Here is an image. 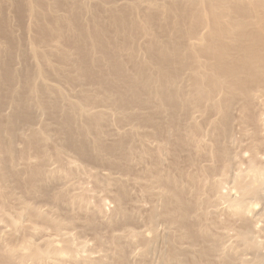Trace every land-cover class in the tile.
Instances as JSON below:
<instances>
[{
	"label": "bare ground",
	"instance_id": "bare-ground-1",
	"mask_svg": "<svg viewBox=\"0 0 264 264\" xmlns=\"http://www.w3.org/2000/svg\"><path fill=\"white\" fill-rule=\"evenodd\" d=\"M44 2L33 1L38 6ZM99 2L94 21L97 23L96 18L101 12L106 13L115 36H127L130 31L123 27L135 25L139 35L149 38L152 24L153 28L158 25L162 33L172 32L174 40L162 43L150 39L154 49L150 54L151 63L136 62L134 54H128L134 69L132 77L121 72L117 57V61H111V74L124 85L119 92L121 102L116 107L100 105L101 108L95 111L83 109L82 103L97 101L94 93L83 91H76L80 100L64 99V103L59 86L46 84L37 67L20 74L8 72V67L5 74V70L0 74V80L11 83L5 88L6 97L10 99L0 107V182L3 185L0 207L11 197V221L5 223L9 227L5 235L14 238L23 234L19 246L4 248L0 258L7 264H128L130 259L121 252L116 260L108 262L111 259L108 249H103L104 253L96 257L78 252L59 256L53 248L56 241L44 239L45 230L35 227L37 222H42L59 231L63 223L51 218V211H44L15 196L14 190L19 189L31 197L43 195L40 198L53 201L54 207L85 204L83 194L69 198L66 192L55 190L52 198L46 196L51 184L70 178L69 170L77 166L71 160L62 161V153L53 145L48 127L39 120L37 122L40 111L53 112L55 109L53 125L69 136L62 134L60 129L54 130V134L59 132L67 147L74 148L86 161L102 158L111 169L121 173L117 178L108 173L109 176L104 175V178L98 174L90 178L102 188L104 184L108 190L116 188L112 197L116 203L115 214L106 224L115 223L117 217L121 222H137L140 217L136 219L132 210L141 207L133 206L127 210L126 202L132 198L139 202L143 196L150 201L151 207L144 218L146 222H143L150 231L122 229L111 238L113 242L130 246L133 259L143 264H264V159L261 158L264 154L259 156L260 151H264V0H168L162 4L159 0H128L122 7ZM176 11L180 19L172 24L171 15ZM77 16L79 20L81 15ZM137 16L143 20L140 25L136 24ZM184 18L191 23L187 28L180 23ZM164 22L170 25L165 26ZM98 37L94 36L95 39ZM81 62L85 63L82 59ZM42 64L48 66V59L43 58ZM77 64L74 63L75 69ZM58 71L53 67L51 73L57 75ZM17 76L19 80L14 84ZM100 78L105 88H112L117 80L107 74ZM142 91L148 93L146 100L140 98ZM39 95L47 99L45 105L39 101ZM127 95L133 98L139 111L146 109L144 111L148 110L149 115L139 112L136 125L123 123L128 129L117 135L118 139L112 141L110 147L104 146L101 130L107 119L112 116L125 120L133 116L132 112H126ZM235 108L239 112L237 118L233 117ZM58 112L64 117L60 118ZM194 117L200 118L208 130H203V125ZM80 119L88 121V127L95 131L94 139L97 140L92 147L87 143L88 130L77 126ZM142 120L148 127L137 129L142 131L139 133L136 128L144 125ZM234 127H239L241 138L247 142V157L238 156L231 150ZM133 138L138 143L135 152L128 149ZM205 138L211 141L210 145L206 144ZM16 139L23 146L20 153L15 148ZM179 148L187 154L183 161L196 167L188 175L164 169L169 150L172 158L182 156L178 154ZM206 150L211 151L212 156ZM30 153L34 154L31 156L36 162L26 159L32 158L28 157ZM147 158L149 161L145 162ZM202 159L208 164L198 167V160ZM240 159L244 168H235L234 174L226 178V171ZM134 160L140 164L145 162L142 174H134ZM50 162L56 167L45 170V165ZM20 164L27 170L25 179L18 170ZM216 173H220L222 179L216 180ZM227 182L232 185L234 195L221 193L222 185ZM137 187L141 196L136 192L130 196V188ZM217 204H224L227 220L237 223L238 227L226 230L224 222H220L216 227L221 231L212 233L207 220L217 213L209 212V208ZM93 212L102 216L99 209ZM157 223L164 226L162 232L156 228ZM37 237L43 238L39 239L41 244L51 247L53 256L48 257L35 249ZM64 242L70 245L68 239ZM162 246L166 251L156 252ZM86 247V243L81 242L74 249L84 251ZM191 256L197 258L190 259Z\"/></svg>",
	"mask_w": 264,
	"mask_h": 264
},
{
	"label": "rangeland",
	"instance_id": "rangeland-1",
	"mask_svg": "<svg viewBox=\"0 0 264 264\" xmlns=\"http://www.w3.org/2000/svg\"><path fill=\"white\" fill-rule=\"evenodd\" d=\"M33 1L34 0H0V74H2L4 70L5 74L6 70L8 71L9 68L8 72L16 71L20 74L24 73L26 70L31 72L35 67H37L46 79V84L48 83L49 85L53 84L59 86L64 103H66L64 99L73 101L80 100L76 91L94 93L95 96H97L96 102H84L81 105L83 109H90V111H95L98 107L101 108L100 105H110L116 107L121 102L119 92L124 89V85L122 84L121 79L110 72V69L113 66L111 61L114 59L116 60L115 57L119 60L118 65L121 72L127 77H132L134 76V69L132 62L127 57L128 54L133 53L134 61L136 62L151 63L150 54L154 52V49L150 43V39L162 43L174 40V34L172 32L162 33L158 30V25L154 28L152 24L150 25L151 28L149 31V38L139 35L137 33L138 27L135 25L124 26L123 29L130 32L127 36L117 37L113 34L114 28L107 20L106 13L104 15L103 12H101L103 16L101 14L99 18H96L97 23L94 21V18L96 17V4L99 7V1H102L110 6L122 7L121 5L127 3L128 0H45L41 6L36 5ZM166 1L168 0H159V4ZM201 8L205 9V7ZM32 9L34 11L31 13L30 11ZM177 12L178 11L172 13L171 15L172 24L179 22L180 17ZM122 13H124V11H122ZM78 14L81 15L79 20L77 19ZM137 19L138 21L136 24L140 25L143 22L141 16H137ZM182 21L184 22L182 23L180 21V23L183 24V28H187L191 25L188 18H184ZM168 24V22H166V24L164 22L165 26ZM95 35H99L98 39L94 38ZM60 56H64L65 58ZM43 58L48 59V66H44L42 64ZM81 59L85 63H82ZM74 63H78L77 69H81V71H78L73 67ZM53 67H57L59 69L57 75L51 73ZM102 74H107V76L111 79L116 78L117 80H115V86L112 88L103 87L100 82V76ZM98 75L99 78H97ZM18 80L19 77L17 76L14 84H16ZM0 81V107H3L10 99L6 97L5 91L11 83L5 82V80ZM16 87L20 86H15L14 88ZM38 98L42 104H46V98L41 95H39ZM140 98L146 100L148 98V93L142 91L140 93ZM125 101L127 103V105H125V107H127L126 112H132L133 116L127 117L125 120H119L117 117L112 118V116L107 119L105 126L101 130V139L104 146L110 147L113 144L112 141L118 139L116 136L122 135L124 130L128 129L127 127H123V123L129 122L136 125L139 112L142 113V115H149L147 114L148 110L144 111L146 109L139 111V106L134 103V100L130 95L126 96ZM122 103L125 102L123 101ZM54 114L56 115L55 109H53V112L48 109L44 112L40 111V117L37 118V122L40 121L48 127L53 145L56 146L62 153V161L66 163L71 160V162H75L76 164H73L77 166L76 168H73V170H69V175L71 176L70 178L67 177L68 179L66 178L67 180L65 181L59 180L51 184L52 186L50 185V188L46 191V196L52 198L56 193L55 190L64 191V193L66 192L65 194H67L69 198L83 194L85 204L84 206L71 204L54 207L56 204L53 201H46L40 198V196L43 195L31 197L19 189L14 190L15 196L19 197L21 200H27L31 205H35L37 208H41L44 211H51V218L63 223L59 231L52 230L48 225L42 222H37L35 227L42 231L45 230L44 232L46 237L44 236V239L48 238L56 241L53 248H55L56 253H58L59 256L67 252H78V254L81 255L96 257L99 254L104 253L103 249H108V258H111L109 259L111 261L108 260V262L116 260L118 255L122 252L130 257L128 264H143L135 260L136 258L133 259V257L130 256L132 252V248L130 246L124 244L123 242H113L111 238L113 235L121 233L122 229L141 231H146L147 229L150 231L151 229L147 226V224H144L146 222L144 218L148 215L151 207L150 201L145 199L143 196V200L141 198L139 202L134 201L132 198L125 204L127 210L133 206L141 207L142 209L139 208L132 211L136 219L140 217L139 220L143 221L140 222L137 220L136 222L135 220V222L125 223L121 222L119 217H117L115 218V223L111 222L106 224V221L114 217L115 214L116 203L112 200V197L116 194V188L111 187L108 190V187L105 188L107 186L106 184H104L103 188L101 185H98L100 186L98 187L93 180L90 181V178H92L91 175L95 174L100 175L101 178H104V175L106 177L108 174H111V177L117 178L121 175V173L111 169L108 166L107 161H103L102 158H98L96 161H86L76 153L74 148L67 147L64 144L62 139L63 137L60 138L61 136L59 135V132L56 135L54 134V130L60 129L62 134L69 136L68 133L62 131V128L53 125L52 119L54 118ZM58 116L61 118V116L64 117V114L58 112ZM194 116H196V114H194ZM238 116L239 112L235 108L233 110V117L237 118ZM194 118L197 122L199 121L201 126L203 125L202 129L204 128L205 131L208 130L207 125L203 124L200 118L197 117L198 120L196 117ZM87 123L88 121L80 119L77 126L78 128L88 130L87 143L92 147L95 145L97 138L94 139L95 131L90 129ZM142 123L144 125H138L136 128V131L139 133L142 131L137 129L148 127L147 123H144L143 120ZM262 129L264 131V126H262ZM234 132L235 137L234 142L231 145V150L238 154V156L241 154L243 157H247L249 155L247 149H245L247 142L241 138L239 127H234ZM262 134L264 135V132ZM18 139L15 141V144H17L15 148L17 149V153H20L18 151H20V148L23 149V146L21 145L22 141L20 139L19 140L21 142L17 143L19 142ZM205 141L206 144H211L209 139L205 138ZM172 144L175 145L174 139ZM137 147V139H130L128 149L135 152ZM179 149L180 152L178 154L182 156H179L180 158L178 157L177 159L172 158L169 150V160H166L164 169L170 172H175L176 170L183 175H188L195 171L196 167L193 168L192 164L183 161V156L186 157L187 154L182 152L181 148ZM206 151L208 155L212 156L211 151ZM261 151L259 156L264 154V151ZM31 154L34 156L33 153H30L28 157L31 156ZM100 155L102 156L103 153H100ZM33 156H31L32 158L29 157L26 159H31L32 161L34 160ZM263 157L264 155L261 156L262 159H264ZM144 158H146V156ZM202 160H198V167H205L208 164V162H204L205 160ZM241 160L242 159L238 160V164L236 163L233 165L231 170L226 171V178L234 174L235 168H244V164L242 165ZM148 161V158L145 159V162ZM145 162L140 164L134 160V167L136 168L134 169V174L135 172L142 174ZM0 163L2 164V162ZM52 163L53 162L46 164L45 170L56 167V165L53 164V166ZM18 170L21 172V177L25 179L27 176L25 166L20 164L18 166ZM214 177L216 180L222 179V175L220 173H216ZM69 179L70 181H68ZM231 187L232 185H230L229 182L224 183L220 191L221 193H231L234 195V190H232ZM68 188L69 190H67ZM2 190L3 185L0 182V193ZM139 190L140 188L138 189V187L130 188V196L132 195L133 197L135 192L137 195H140L138 193L142 194V192H138ZM94 209H99L102 216L99 217L97 214H94ZM224 210V204L223 206L217 204L209 208V212L214 211L217 213V215H210L207 220L208 225L214 234L221 229L220 227V229L216 227V224L220 222H224L223 226L226 230L238 227L237 223L227 220ZM8 221H11V197H8L4 205L0 207V254H3L4 248H16L19 246V242L23 235L21 234L14 238H11L9 234L5 235L9 230V227L5 224ZM156 228L160 232L164 230V226L161 225V223H157ZM62 236L69 240L70 245L64 242L65 239H63ZM39 239L43 238H38V241L37 239L34 241L36 243L34 244L35 249L38 250L39 253H43L48 257L53 256L51 247L41 244L40 242H42V240ZM81 242L86 243L87 247L84 251H76L74 247ZM192 248L196 249L197 247L193 246ZM165 251L166 247L164 248L162 246V249H158L156 252L164 253ZM196 258V256L190 257V259ZM0 264L7 263L0 258Z\"/></svg>",
	"mask_w": 264,
	"mask_h": 264
}]
</instances>
